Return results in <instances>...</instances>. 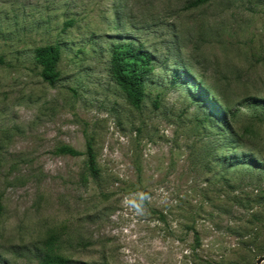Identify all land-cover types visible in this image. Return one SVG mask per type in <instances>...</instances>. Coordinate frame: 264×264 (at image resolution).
Masks as SVG:
<instances>
[{"label":"rangeland","instance_id":"374dc122","mask_svg":"<svg viewBox=\"0 0 264 264\" xmlns=\"http://www.w3.org/2000/svg\"><path fill=\"white\" fill-rule=\"evenodd\" d=\"M195 1L0 0V264L264 257V0ZM127 42L155 56L140 106L113 75ZM54 44L51 86L35 51ZM177 69L190 85L173 83ZM139 192L143 213L125 204Z\"/></svg>","mask_w":264,"mask_h":264},{"label":"trees","instance_id":"16d2710c","mask_svg":"<svg viewBox=\"0 0 264 264\" xmlns=\"http://www.w3.org/2000/svg\"><path fill=\"white\" fill-rule=\"evenodd\" d=\"M210 0H196L194 5H201ZM73 21H67L65 28L71 27ZM35 59L41 67L40 76L51 86H55L60 78L59 64L62 59V48L60 44L48 45L37 48ZM112 70L116 81L121 85L128 94L129 99L135 106H140L145 95V87L148 79L155 71V56L146 50L143 45H137L135 42H127L115 45L112 51ZM0 63L4 61L0 58ZM183 70L177 69L174 72L173 83L184 82L189 84V80L184 76ZM190 85V84H189ZM195 92L199 100L206 102L208 108L213 112V116L226 122L228 112L220 106L213 95L208 93L207 89L200 83L195 84ZM256 103L264 105V100H255ZM227 123V122H226ZM58 153L79 157L83 153L73 147L63 146L59 148ZM84 155L87 157V170L90 176L96 180L99 177L96 154L89 143ZM42 264H73L63 257H53L45 255Z\"/></svg>","mask_w":264,"mask_h":264},{"label":"clouds","instance_id":"9594fccd","mask_svg":"<svg viewBox=\"0 0 264 264\" xmlns=\"http://www.w3.org/2000/svg\"><path fill=\"white\" fill-rule=\"evenodd\" d=\"M150 200V196L146 192H139L136 199L129 201L125 200V204L130 205L134 211L143 213L145 211L146 203Z\"/></svg>","mask_w":264,"mask_h":264},{"label":"water","instance_id":"95a60500","mask_svg":"<svg viewBox=\"0 0 264 264\" xmlns=\"http://www.w3.org/2000/svg\"><path fill=\"white\" fill-rule=\"evenodd\" d=\"M264 262V257L258 259L257 264H262Z\"/></svg>","mask_w":264,"mask_h":264}]
</instances>
